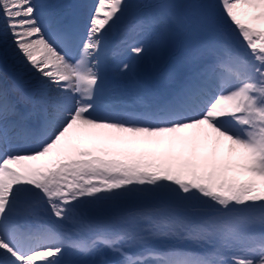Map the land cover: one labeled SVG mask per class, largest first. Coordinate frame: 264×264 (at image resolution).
Instances as JSON below:
<instances>
[{"label": "bare ground", "instance_id": "obj_1", "mask_svg": "<svg viewBox=\"0 0 264 264\" xmlns=\"http://www.w3.org/2000/svg\"><path fill=\"white\" fill-rule=\"evenodd\" d=\"M56 1L47 0V4L52 5ZM243 1L247 10L244 7L241 10L247 22L254 21L264 25V0ZM125 3V0H82V4L87 9L90 6L99 8L95 16L91 13L85 17L92 24V32L96 30V33L102 36H104L103 34L109 35L107 31L112 23L120 24L126 18V12L123 10ZM231 7L239 6L233 4ZM31 15L27 0H0V31L3 33L0 39V48L9 51L8 54L11 58L7 60V68L12 70L11 72L18 73L23 84L32 85L29 90H26L32 97V101H37L36 103L43 106L51 104L52 99L55 98L62 101L61 104L69 110L76 100L74 98L76 88L80 93L78 100L82 104L81 110L84 114L96 110L98 112V109L107 110L108 108H102L101 104L108 100V95H104L98 90L106 86L108 81H104L99 76L102 72V65L100 63L98 65L97 62L93 63L92 59L88 58L89 54L94 56V53H100L103 50V43L92 37V32L89 33L86 45L82 48L76 61L72 63L54 52L52 47L40 38L35 21L32 18L28 19V16ZM241 16L239 15V18ZM56 26L59 27L58 22L55 23ZM114 30L115 28L111 32ZM213 43L215 40H206L204 43L197 42L196 46L194 45L195 53L202 51L199 48L201 44L204 48L209 49ZM92 47L93 52H90ZM147 50L150 51L148 55L159 59L153 63L150 62L153 65V70L145 72L144 68H139V66L134 72L131 71L130 76L124 80L129 83L128 81L133 79L134 87L138 93L142 91L147 97L152 96L160 102L175 97L177 94L175 91L183 87H190V89L193 87L194 91L200 88L198 93H203L207 86L198 80L199 76H206L203 68L194 65L188 66L185 64L189 62L187 58H184V62L178 65L174 62H172L174 64L166 63L164 61V46L161 48L149 46ZM229 55H232L233 60L237 59L232 51L229 52ZM183 57L185 55L179 59H183ZM94 65L97 69L94 68ZM178 74H182V76L175 79ZM74 79L77 81L75 85ZM193 79H197L200 84L194 85ZM124 81L120 83L127 87ZM166 82L172 83V86ZM0 84H2L1 79ZM253 86L256 87L255 84ZM213 87L214 83L210 87L208 85L209 89ZM168 89L175 91H168ZM236 93H228L220 100L213 101L212 106L210 105L211 108H207V112L197 114L200 116L198 122L176 126L172 130H132L98 125L95 121H86L81 118L74 119V123L67 130V132L69 131L67 137L60 138L56 147L59 151H67V157L62 161L58 159L62 156L56 153L46 154L41 158L11 159L17 166L13 170H8L10 172L5 174V179H0V238L4 237L2 232L5 231L29 234L31 231L24 227L20 229L17 224L21 222L36 223L30 219L35 214H38L39 217L43 215L46 218L51 217L52 214L48 215L43 212L47 208L53 210L52 206L44 205L47 200L45 198H49V202L54 206L57 205L60 197L55 188L59 183L66 180H71L75 186L87 183L89 180H86L88 179L86 176L92 171L110 174V172L122 170L127 172L140 170L151 177L164 175L170 182L178 180L189 182L195 188L205 189L211 194L218 191L223 193L232 189L237 179L241 180L249 176L250 160L264 157V124H261L263 117L253 114L249 116L245 114L242 117L240 113H243L246 102L243 99L238 106L237 98L242 94L239 91ZM205 97L207 95L195 101L198 103L197 109L200 108L199 104L203 103ZM165 98L168 99L165 100ZM156 103L155 106L160 105L158 102ZM154 108V105L151 104V107L146 110L147 115L133 118L135 121H141L145 116L150 120L148 115L152 119L151 114ZM113 111L114 109L109 108V112ZM141 111L143 113L145 110ZM109 114L111 113H107V115ZM21 120H24L23 116L17 112L14 113L9 123L11 125L7 124L6 130L1 128L0 132L7 134L17 130V125ZM38 123L41 124L33 123L32 126L37 127V130L39 128L44 130L47 123L42 120ZM48 127L46 128L48 129ZM220 127H223L229 135L216 129ZM24 138L26 137L20 139ZM19 141L21 142V140ZM29 141L30 138L27 137L26 142ZM103 164L109 166L110 170H105ZM18 166L21 169H18ZM160 221L159 217H154L148 222H151V227L155 228ZM85 225H83L81 236L88 238L92 235L91 237H93L92 225L90 228H86ZM167 229L168 232L162 233L170 238L171 230L169 227ZM183 232V234L187 233L185 230ZM171 236L174 237L175 233L173 232ZM103 244H109V239H103ZM121 244L128 245L123 239ZM175 248L171 254L178 260L183 257L187 249L181 245H176ZM125 249L132 251V248L129 247H125ZM101 252L103 251L96 253ZM146 253V251H142V255ZM111 255L112 258L109 261L97 262V264H132V259L123 258L121 252L120 255L116 253ZM119 258H122V261ZM64 259H67V256L62 253L43 251L30 254L26 258H19L0 244V260L2 261L0 264H59L64 262ZM113 259L116 261L111 262ZM151 263L155 264V261ZM72 264H88L86 256L80 260L79 258L73 259ZM173 264H178V262L174 261Z\"/></svg>", "mask_w": 264, "mask_h": 264}, {"label": "rangeland", "instance_id": "obj_2", "mask_svg": "<svg viewBox=\"0 0 264 264\" xmlns=\"http://www.w3.org/2000/svg\"><path fill=\"white\" fill-rule=\"evenodd\" d=\"M33 1L36 5L37 0L27 2L33 3ZM125 1L128 20L134 16L143 15L151 23L152 15L157 11L158 3L162 0ZM165 1L168 2L161 8L167 9L169 14H164V18L160 17L157 20L159 24L155 27L158 30V36L151 41L148 40L149 32L146 35L137 33L141 43L145 41H151V43L145 44L147 46L140 44L139 48L134 49L133 52L130 51L131 59L117 66L112 71V75L119 78L125 75L130 76L129 72L134 71V65L143 67L145 72L152 71L153 65L150 62L158 60H147L144 56L145 49L150 44L159 46L173 39L178 40L180 45L177 44L178 41H175L173 45L167 47V57L170 58L171 55H176L178 50H183L184 45L188 47L197 40L214 39L215 34L221 35V44L235 47L238 51L250 50L252 54L262 56L264 61V25L254 21L247 22L241 10L244 7L243 0ZM233 4H238L239 7H231ZM239 15L242 16L239 18ZM117 26L118 24L112 23L107 31L108 37L113 34L111 32L113 27ZM186 28L192 30V35L186 33ZM169 29H173V36ZM2 35L0 31V39ZM8 52L0 48V64L3 68L5 65L8 66L7 60L11 58ZM90 58L95 59V57ZM76 98L71 112H67L60 105L51 111L54 128L50 136H57L54 140H48L44 146L27 152L15 150L13 141L4 143L2 144L4 149H9L8 152L5 151L7 156L17 159L41 158L46 154L56 153L62 156L58 159L61 161L65 159L67 151H59L56 147L60 138L67 137L69 133L67 130L74 123V119L95 120H91V116L85 117L78 101L79 97ZM248 101L247 107L251 114L264 116L263 100L253 96ZM6 118L0 117L1 125L6 124ZM196 122L198 119L190 123ZM95 123L126 129L133 128L124 122L95 121ZM217 130L222 132V129ZM260 163L250 169L249 176L241 180L237 179L232 189L223 193L218 191L215 194L208 193L205 189L195 188L189 182L181 180L170 182L164 175L151 177L140 170L115 171L110 172L111 175L107 172L92 171L86 176L88 178L86 180L89 181L77 186L71 183V180L63 181L55 188L60 197L57 205L54 206L49 202V198H45L47 200L44 205L52 206L54 212L49 208L44 209L43 212L52 214V218L48 220L51 222L48 224L64 229V238L47 246L45 252H62L70 257L78 256L86 250L83 246L84 241L80 240L83 225L86 224V228L92 225V230L96 234L93 244H98V249L103 246L100 248L105 249L104 252L107 253L117 254L128 251L127 249L117 250L116 241L112 244H101L99 240L103 233L125 235V241L129 242L128 246L134 251V256L140 255L138 250L160 251L181 245L188 250L205 251V254L212 256L215 264H264V258L256 262L251 260L252 252L248 246L244 245L249 238L264 233V160ZM15 166L17 165L14 162L9 161L6 168L0 171V179H5V174L10 172L8 170L15 169ZM103 166L105 170H110L106 164ZM18 169H21L20 166ZM154 217H159L161 220L155 228L151 227V222H148ZM35 220L38 221L36 218ZM168 227L171 234L174 232L176 237L169 233V238L162 233L168 232ZM183 230L187 233L183 234ZM8 242L11 244L10 241ZM8 242L4 237L0 238V244L17 255ZM95 254L94 249H91L85 256H89L90 259Z\"/></svg>", "mask_w": 264, "mask_h": 264}]
</instances>
